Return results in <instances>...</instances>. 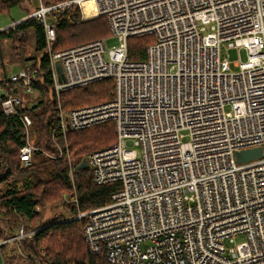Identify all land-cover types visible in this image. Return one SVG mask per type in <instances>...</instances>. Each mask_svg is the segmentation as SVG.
Masks as SVG:
<instances>
[{"label":"built area","instance_id":"built-area-1","mask_svg":"<svg viewBox=\"0 0 264 264\" xmlns=\"http://www.w3.org/2000/svg\"><path fill=\"white\" fill-rule=\"evenodd\" d=\"M86 3L119 43L108 61L105 39L53 49L54 15L82 13ZM28 18L43 27L57 101L69 90L113 83L104 103L58 107L50 155L34 145L24 111L43 94L33 87L37 72L28 66L0 79L2 112L24 127L23 167L36 152L65 157L72 178L66 134L112 125L114 144L86 157L93 182L115 186L110 202L73 217L85 220L89 252L107 264H264V0H39ZM145 36L152 39L145 59L130 61L128 40ZM223 47L245 52L237 72ZM259 147L261 158L236 162L237 152ZM38 231L20 227L0 246L19 247ZM0 264H8L1 252Z\"/></svg>","mask_w":264,"mask_h":264},{"label":"trees","instance_id":"trees-1","mask_svg":"<svg viewBox=\"0 0 264 264\" xmlns=\"http://www.w3.org/2000/svg\"><path fill=\"white\" fill-rule=\"evenodd\" d=\"M21 5L20 0H0V15H5L13 8ZM56 18L55 51L85 41L105 39L109 36L107 21L98 17L91 21L81 22L79 11L75 8L58 12ZM27 31L34 37L33 52L35 60L29 69L37 72V80L33 87L43 90V94L25 112L32 120L34 145L47 154H55L56 150L50 140L51 135L59 137L56 131L58 107L68 112L87 105L101 104L111 99L113 83L111 79L76 88L62 93L59 100L51 91L49 77V58L46 53L44 30L34 19L28 18L12 28L0 32V39L16 41ZM152 43L151 37L129 39L127 42L128 59L142 61L146 49ZM69 48V47H68ZM24 65V64H23ZM25 66V65H24ZM23 66V67H24ZM6 77V76H4ZM25 131L22 122L2 112L0 104V219L5 220L4 230L0 228V241L14 235L21 226L27 231L42 228L35 235L20 242L19 247L11 244L13 250L22 252L25 264H107L103 254H92L86 247L83 238L85 220H64L40 222L37 208L64 204L62 195L76 200L68 205L74 216L77 211L87 212L110 202L113 185H96L90 169L75 170V167L89 153L106 148L115 142V135L110 123H104L89 129L66 134V145L73 159L72 178L68 175L65 157L58 160L36 152L30 166L23 167L19 157V149L23 145ZM61 146L64 143L61 142ZM64 148V147H63ZM48 171L47 177L44 176ZM57 206V207H58ZM37 221V225H34ZM20 225V226H19ZM7 245V244H5ZM5 245L0 246L3 256ZM13 252V251H11ZM11 264L9 257H4ZM23 262V261H22Z\"/></svg>","mask_w":264,"mask_h":264},{"label":"rangeland","instance_id":"rangeland-1","mask_svg":"<svg viewBox=\"0 0 264 264\" xmlns=\"http://www.w3.org/2000/svg\"><path fill=\"white\" fill-rule=\"evenodd\" d=\"M20 1H21V5L11 9L9 13L3 15L0 18V26H3L2 29L8 27L10 23L13 21L21 20L22 17L27 18L28 15L33 10H35V8L37 9L39 6V0H20ZM89 11L90 13H86L85 9H83L82 13H85V17H83L82 13L79 11L81 22H86L96 19V17H93L94 15H92L95 12L92 9V6L89 7ZM209 31H210V26H207L206 32ZM105 40H106L105 41L106 53L104 55V58L106 61H108L109 57L107 52L109 50H112L113 48H117L119 46V43L116 40V38L111 37L110 33L109 36L105 38ZM87 42H90V40L85 42H80L77 44H73L74 42L72 43L70 42L69 43L70 46L68 47H75ZM33 44H34V37L32 31H27L26 33H24L23 36H20L19 41L18 39L16 41H11L9 39H0V79L3 78L4 76H6L7 78L12 77V75L16 74L19 70H22L24 68L23 64L28 66L35 60L34 58H36V56L33 52V48H34ZM222 55L223 57L228 56L227 59L229 61L230 69L232 72L238 71V69L234 67V63L236 61H238L239 59L240 61H245L246 59V54L243 50L240 52H237V50L235 49L225 51L223 47ZM226 110L229 111V108H227ZM30 134H31V138L33 139L35 135L33 128H30ZM187 140L188 138H185L183 141H187ZM125 148L129 150L138 151V148L134 147L132 140H125ZM47 175H48V171L46 170L44 176L47 177ZM62 201L64 204H61L60 206L50 205L49 202H46L45 207L37 208V211L40 212V222L42 221L43 223L46 224L51 221L62 222L64 220L73 219L74 216L71 214L70 207L68 205L74 203V199H69L65 194H63ZM5 222H6L5 220L0 219L1 230H4L3 227H5ZM34 225H37V221H34ZM42 228H39V231ZM242 240H243L242 237H236L234 238V243L239 244L242 242ZM141 247L142 248L146 247V244H143ZM5 252L6 254L4 255V257L5 258L9 257V261L11 264H25L24 263L25 261L18 256L19 254L22 257H24L22 252H20L18 248L17 251L16 249L13 250L10 243L5 245Z\"/></svg>","mask_w":264,"mask_h":264},{"label":"water","instance_id":"water-1","mask_svg":"<svg viewBox=\"0 0 264 264\" xmlns=\"http://www.w3.org/2000/svg\"><path fill=\"white\" fill-rule=\"evenodd\" d=\"M14 24H18V23H14ZM3 30H6V29H3ZM3 30H1L0 32H2ZM54 67H55V70H56V72L58 74L59 81L60 82L64 81V76H63V73H62V68H61L60 63L56 62ZM235 157H236V162L237 163L250 162V161H253V160H256V159H259V158L262 157V149L259 147V148H254V149H250V150H243V151L237 152L235 154ZM82 169H87L86 158H83L81 160V162L75 167L76 171H79V170H82Z\"/></svg>","mask_w":264,"mask_h":264},{"label":"crops","instance_id":"crops-1","mask_svg":"<svg viewBox=\"0 0 264 264\" xmlns=\"http://www.w3.org/2000/svg\"><path fill=\"white\" fill-rule=\"evenodd\" d=\"M35 9H36V8H35ZM2 16H3V15H0V18H1ZM24 20H25V18L22 17L21 20L13 21V22H11L10 25H9L8 27H6L5 29H7V28H9V27L11 28V25H12V24H14V23H20V22H22V21H24ZM6 25H8V24H6ZM6 25H4V26H6ZM2 27H3V26H0V31L3 30ZM33 45H34V44H33ZM23 66H24V65H23ZM28 66H29V65H28ZM28 66L25 65L24 67H28Z\"/></svg>","mask_w":264,"mask_h":264},{"label":"bare ground","instance_id":"bare-ground-1","mask_svg":"<svg viewBox=\"0 0 264 264\" xmlns=\"http://www.w3.org/2000/svg\"><path fill=\"white\" fill-rule=\"evenodd\" d=\"M90 6H92V3H86L85 5H84V9H85V12L86 13H90V11H89V7ZM92 15H94L93 17H95V14H92ZM58 81H59V78H58ZM60 82V81H59ZM62 82V81H61Z\"/></svg>","mask_w":264,"mask_h":264}]
</instances>
